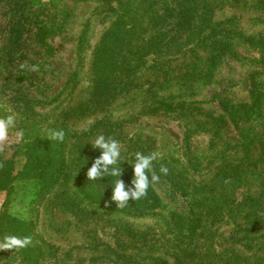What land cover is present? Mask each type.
I'll list each match as a JSON object with an SVG mask.
<instances>
[{"label": "rangeland", "instance_id": "1", "mask_svg": "<svg viewBox=\"0 0 264 264\" xmlns=\"http://www.w3.org/2000/svg\"><path fill=\"white\" fill-rule=\"evenodd\" d=\"M119 1L0 0V118L15 117L0 178L23 170L33 134L62 129L66 157L83 160L51 187L18 174L0 188V223L25 221L18 237L32 238L42 264H264V95L259 115L243 110L264 81V0H217L209 27L170 62L177 81L113 95L96 61ZM157 2L159 13L171 6ZM99 134L121 145L120 178L132 180L136 152L157 153L156 172L166 166L180 190L161 174L141 210H119L111 176L99 188L86 176ZM0 264L19 256L0 251Z\"/></svg>", "mask_w": 264, "mask_h": 264}, {"label": "trees", "instance_id": "2", "mask_svg": "<svg viewBox=\"0 0 264 264\" xmlns=\"http://www.w3.org/2000/svg\"><path fill=\"white\" fill-rule=\"evenodd\" d=\"M216 1L171 0V6L168 5L163 9V13H159L157 0H120L119 16L107 31L97 53L96 63L103 87L116 95L143 81L159 85L171 79L177 81L181 77L180 71L174 73L170 62L209 27ZM170 20H173V23L168 26ZM110 79L113 81L110 82ZM263 87L264 81L256 83L253 89L255 99L251 105L243 107L249 116L259 115L254 111L260 108L262 103ZM169 108L170 104L165 103L151 110ZM230 109L232 115L243 117V112L238 115L232 105ZM23 148L26 159L23 170H18L15 174L8 170L0 178V188L12 190L18 174H25L28 176L25 178L33 179L40 188L51 187L62 176H66L74 167L79 168L83 163V160L77 161L76 164L72 159L69 160L65 155L63 141L50 140L48 134H33V138L25 142ZM259 157H264V150L260 152ZM171 173L173 172L169 170L168 175L162 177V182L178 191L181 184L169 176ZM121 179L125 183V190L132 187V180ZM110 180V185L114 187L115 177ZM95 183L99 188L100 183L97 181L90 185ZM83 185L86 187L85 182ZM143 201L129 200V204L119 210H141ZM2 217L5 219V224L0 223L2 238L7 234L21 236L29 233L30 226L25 221L6 213ZM194 218L197 222V214ZM15 252L19 256V264H42L40 250L34 243Z\"/></svg>", "mask_w": 264, "mask_h": 264}, {"label": "clouds", "instance_id": "3", "mask_svg": "<svg viewBox=\"0 0 264 264\" xmlns=\"http://www.w3.org/2000/svg\"><path fill=\"white\" fill-rule=\"evenodd\" d=\"M25 65H21V68ZM38 66H33L31 71H38ZM15 127V117L9 115L0 118V153L5 151L6 146H10V130ZM65 133L61 130H53L49 133L50 140L62 142ZM19 136L17 140H19ZM92 147L101 150V155L95 158L92 166L87 170L86 176L89 181H99L104 177H116L114 187H112L111 201H114L117 208H124L129 203V200L139 201L146 198L151 185L160 183L161 174L167 176L169 169L161 165L159 174L154 168L153 161L157 159V153L144 155L141 152L135 153V163L133 166V178L131 181L132 187L126 189L125 183L120 178L123 170L120 167L121 161V145L112 138H106L103 134H99L93 141ZM127 161V160H125ZM128 162V161H127ZM0 168H3V163L0 162ZM227 182V181H226ZM106 206L108 203L106 202ZM32 238L25 236L23 238L15 235H6L3 240H0V251L14 250L18 251L31 245Z\"/></svg>", "mask_w": 264, "mask_h": 264}]
</instances>
